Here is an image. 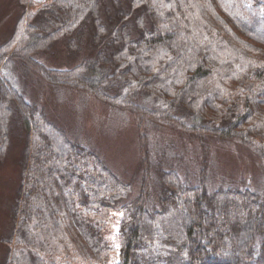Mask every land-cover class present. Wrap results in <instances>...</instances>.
<instances>
[{"label": "trees", "instance_id": "16d2710c", "mask_svg": "<svg viewBox=\"0 0 264 264\" xmlns=\"http://www.w3.org/2000/svg\"><path fill=\"white\" fill-rule=\"evenodd\" d=\"M18 2L21 11L0 42V158L12 131L22 140L0 264H264V193L238 185L208 190L204 171L198 183H188L173 165L151 163L144 130L150 122L196 137L235 139L253 150L264 170L259 3ZM86 34L95 46L90 56L69 68L45 67L42 75L136 114L144 163L135 195L132 180L26 99L14 77L17 69L42 67L35 54L57 38L76 52ZM114 211L121 214L117 248L107 238Z\"/></svg>", "mask_w": 264, "mask_h": 264}, {"label": "rangeland", "instance_id": "374dc122", "mask_svg": "<svg viewBox=\"0 0 264 264\" xmlns=\"http://www.w3.org/2000/svg\"><path fill=\"white\" fill-rule=\"evenodd\" d=\"M248 1L259 3L264 18V0ZM20 11L18 0H0V42L8 36ZM236 17L241 21L242 18L238 14ZM260 31L262 30L257 32ZM88 37V34L83 37L82 47L76 52L65 46L63 38H57L49 49L40 50L35 54L43 64L42 67L27 66L25 71L17 69L14 77L17 81L18 75V86L26 99L43 107L52 119L63 125L71 138L98 151L122 179L132 180V195H135L140 187L144 163L136 114L129 109L112 106L79 88L48 82L42 75L45 67L69 68L84 57L90 56L95 46ZM10 66L11 63L8 67ZM0 74L4 75V71L0 70ZM3 81L8 84L10 82L7 77L6 79L4 77ZM8 86L10 88V85ZM145 124L149 159L156 166L169 168L168 166L173 165L180 177L191 184L198 183L204 171L208 190L238 185L264 193V170L260 160L252 149L239 141L218 139L209 133L203 137H196L175 128L172 131V126L167 124L156 125L150 122ZM7 144L5 154L0 158L1 234L9 225V214L14 204L21 172L22 140L16 131H12ZM176 146L180 150L176 149ZM151 179L154 183L159 181L156 169L152 172ZM153 196L151 191L150 201ZM120 215V212L114 211L110 213L108 219L106 218L109 231L107 238L109 244L115 248L118 242L114 235L117 232ZM69 243L78 254L80 248L75 240L70 239ZM3 244L0 241V263L5 249ZM80 253H83V250H80Z\"/></svg>", "mask_w": 264, "mask_h": 264}]
</instances>
